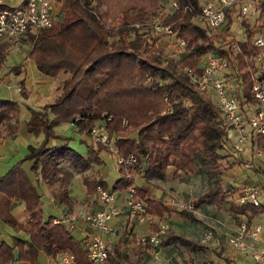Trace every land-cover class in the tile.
I'll return each mask as SVG.
<instances>
[{
  "label": "trees",
  "instance_id": "obj_1",
  "mask_svg": "<svg viewBox=\"0 0 264 264\" xmlns=\"http://www.w3.org/2000/svg\"><path fill=\"white\" fill-rule=\"evenodd\" d=\"M177 4L174 10L164 13L160 12L161 0H62L51 26L27 33L31 42L27 56L40 72L53 77L68 72L60 79L54 100L42 108L30 107L26 121L29 131L45 134L39 146L28 145L27 155L34 160L35 172L40 168L42 179L59 202L69 206L71 167L82 172L87 192L93 191L97 183L106 187L101 178L84 173L93 161L100 160L98 150L105 145L97 141L83 154L71 147L66 137L55 133L53 126L60 119H69L78 131L89 133L101 120L98 124L113 133L120 154L132 151L137 155L132 169L135 175L142 159L146 176H163L168 165L174 166L172 178L179 170L204 172L211 183L198 194L197 203L226 207L228 203L234 222L242 213L250 219L261 212L260 206L250 202L237 203L231 197V188L221 182L222 168L232 165L228 159L223 160L230 155L229 124L213 95L198 89L187 72L188 68L200 71L198 60L207 50L225 54L227 25L217 29L198 23L194 16L200 10L199 0H177ZM157 18L170 23L175 35L184 39L182 48L173 50L176 56L160 46L167 42L153 28ZM259 18L264 23V3ZM149 27L155 32L152 36L145 33ZM252 35L247 27L246 38L238 40L239 50L235 53L248 98L250 74L255 69L253 54L259 49L252 44ZM9 48V42L0 43V63ZM18 111L15 99L0 97V126L5 130L2 135L16 131ZM49 111L53 118H49ZM133 130L137 131L135 137L129 135ZM51 136L62 138L63 144L48 145ZM131 182L135 197L145 201L149 213L158 218L170 213L164 200L150 197L132 178L120 176L110 189H124ZM12 198L24 201V221L11 211ZM177 210L181 216H195L186 208ZM53 217L49 214L43 218L41 194L17 163L1 174L0 218L28 236L12 234L10 241L0 239V264H36L39 249L51 256L69 249L76 264H95L70 227ZM151 225L157 229L156 222ZM131 236L135 238L136 234L132 231ZM164 237L162 244L173 239L191 241L171 231ZM123 239L121 235L113 243L103 264H121L126 255ZM197 242L206 246L200 239ZM216 252L221 254L220 248Z\"/></svg>",
  "mask_w": 264,
  "mask_h": 264
},
{
  "label": "built area",
  "instance_id": "obj_2",
  "mask_svg": "<svg viewBox=\"0 0 264 264\" xmlns=\"http://www.w3.org/2000/svg\"><path fill=\"white\" fill-rule=\"evenodd\" d=\"M12 2H16L12 4ZM60 0H0V43L11 42L26 37L29 31L52 25ZM264 0H199L200 10L194 19L205 26L222 29L227 25L224 41L225 54L211 49L204 52L198 60L200 71L188 68L187 72L196 87L211 93L216 104L229 124L230 155L244 167H250L257 173L264 174V24L257 20L259 31L252 35V44L259 47L253 54L255 69L250 74L248 98L244 94L243 79L237 65L235 53L239 50L236 38V27L230 28L236 19L245 18L248 13H260ZM177 0H169V8L177 7ZM153 28L166 42L177 41L182 48L184 39L177 37L170 23L160 18L153 21ZM246 38V32L240 34ZM221 42H217V45ZM125 121V120H124ZM89 134L96 143L101 142L117 156L121 176L135 178L132 169L137 161V155L130 151L126 155L118 152V147L105 125L94 124ZM135 185L129 183L124 188V201L119 207L115 204L116 191L97 183L94 193L101 207L83 213L82 219L92 227L85 243L87 255L95 264H103L113 248L111 238L103 234L115 233L116 227L112 220L121 212L123 206L129 216L138 220H154L153 215L146 210L143 199L135 197ZM236 200L250 202L261 207V212L250 219L244 213L235 222L227 234V257L212 253L204 259V264H235V258L241 259L238 264H264V220L256 219L264 215V177L258 181H244L236 191ZM181 208L192 209L191 202H181ZM165 216L158 218L157 229L148 237L140 236L138 240L149 239L158 242L159 235L166 230ZM78 219L75 212H63L54 216V221L66 223L73 227ZM200 241L218 245L213 228H206ZM238 254V257L237 255ZM61 264H76L69 249L61 252Z\"/></svg>",
  "mask_w": 264,
  "mask_h": 264
},
{
  "label": "rangeland",
  "instance_id": "obj_3",
  "mask_svg": "<svg viewBox=\"0 0 264 264\" xmlns=\"http://www.w3.org/2000/svg\"><path fill=\"white\" fill-rule=\"evenodd\" d=\"M14 3L16 2H12V4ZM61 3L62 0H60L57 12H60L61 10ZM160 6V12H167V10H170L169 0H161ZM259 14L260 13L250 12L245 18H243V20H235L234 25L230 29L232 31L236 27L237 40L242 39L240 34L247 32V27L251 29L253 35L259 31L256 21L259 20L263 23L262 19L259 18ZM108 22L109 24H112L113 19L109 18ZM153 32L152 28L149 27L145 33L147 36H152L155 34V32ZM9 43L10 48L0 63V94L14 98L19 103L18 123L16 126L18 137L16 143H11L10 141L7 143L6 147H9L10 151L7 152V157H0V173L2 172L1 174H4L10 167L17 163L19 168L26 173L28 179L36 186L38 191L42 192L40 193L43 204L42 210L44 212L43 218H46L50 213L53 214V212H50L51 207L48 205L50 204V199L45 189L41 188L40 183L38 185L35 178V174L40 176V168H37L36 172L38 173H36L32 167L34 160L27 155L29 150L27 142L39 146L45 139L44 132H29L26 126V121L30 115V107H36L33 94L34 90L37 89V83H39L37 80L41 75L34 60L27 56L31 45L30 40L24 37ZM164 44L165 43H160V46L162 45L165 47V50L169 54L173 56L177 55L176 51H173L174 48H178L177 41L174 40L167 42L165 45ZM160 63L164 64V61H161ZM3 75H5V77L2 79ZM67 75V71H62L55 77V81L58 82ZM30 84L32 85L31 89ZM20 85H24L25 88L23 90L18 89V91H15L17 90L16 87ZM57 87L58 86L53 89V95L50 97L49 102L54 100L55 95L58 92ZM48 114L49 118H53L54 115L52 112L49 111ZM100 121L101 120H97L96 122L99 123ZM53 129L55 133L66 137L68 141L78 143L85 150H88V146L91 145L89 140L86 143L79 140L81 137H86V133L78 131L77 126L69 119H60L53 126ZM130 134L131 136H136L137 131L133 130L129 135ZM54 138L55 137L52 136L49 137L47 144L51 145ZM106 148V146H103L99 149L100 160L93 161L89 168L92 169L95 178H100V176L103 177L105 183L111 188L115 183L116 178L121 174V171L117 156ZM227 159L232 162V165L228 168H222L219 177L225 187L231 188L230 194L231 197H233V200H235L236 191L241 183L246 180L257 182L258 177L263 178L264 174L257 173L256 170L253 169L254 167L250 168L242 166L231 155H228L227 158H224L223 160ZM187 175L189 182L187 179L185 180L186 176H183V179H177V181L182 180L183 183L188 182L190 184V190L187 191L188 194L185 196L183 195L180 198L171 197L170 201L176 209L181 208V202H191L193 204L192 209L187 207L184 208L191 210L195 216L192 218L181 216L179 214L166 216V230L159 235V240L156 243H153L149 239L142 241L141 239L138 240V238L140 236L148 237L153 231H155V229L151 227V223L157 222L158 219H154L150 222L147 220H138L137 218L129 216L126 208L123 206L120 214H124L125 219L123 220L121 227L116 230L115 234V238L121 235L124 236L123 251H125L126 255L121 258V264H204V259L208 255L212 253L219 254L216 252L217 248H220L221 254L226 252L227 234L235 223L234 215L230 211L229 204L227 203L226 207V205L216 206L214 204H209V206H206V204L197 203V194L208 188L211 183L210 178L204 172L194 174L189 173ZM69 180L71 196L85 197L87 186L84 184L82 177L79 174H73ZM15 199L21 207H24V201L21 198ZM236 202L241 203L237 200ZM256 219L264 220V215L261 214L259 215V218ZM113 220H115V218ZM209 227L214 229L215 236L218 238L219 243L214 246L211 242H208L206 246H201L197 240L200 239L202 232ZM134 228H136L135 231L133 230ZM132 231L136 234L135 238L131 236ZM169 231L177 232L185 236L187 240L191 239V241L187 242L181 239H171V242L162 244L161 239L165 238V234ZM12 234L22 236L18 233V230H15L0 218V239L10 241ZM37 241H41L40 236L37 237ZM114 242L115 241H113V243ZM48 258L47 254L38 251L36 264H61L60 256L58 254H56L54 258Z\"/></svg>",
  "mask_w": 264,
  "mask_h": 264
},
{
  "label": "crops",
  "instance_id": "obj_4",
  "mask_svg": "<svg viewBox=\"0 0 264 264\" xmlns=\"http://www.w3.org/2000/svg\"><path fill=\"white\" fill-rule=\"evenodd\" d=\"M40 75L41 76L37 80L39 82V83H37V89L34 90V94H33V99H34V102L36 104L35 108H42L46 103H48L50 101L49 99L53 95V89L57 86V83L60 81L59 80L58 82H56L55 77L44 74L42 72H40ZM4 77H5V75L2 76V79ZM8 86L10 87L9 84H8ZM16 88H17V90H15V91H18V89L23 90L25 88V86L20 85ZM31 88H32V85L30 84V89ZM0 97L10 98L7 95H2V94H0ZM12 99H14V98H12ZM4 132H5V130L3 129L2 126H0V157H5V156L7 157V152L10 151L9 147L8 148L6 147L7 143L9 141L11 143H14V142L16 143V140L18 137V131H15L14 133L8 134V135L7 134L2 135L1 133H4ZM29 132H31V131H29ZM130 136H131V134H130ZM131 137H135V135H133ZM22 140H23V138H22ZM79 140L83 141L85 143L89 140L91 142V145L95 146V142L93 141V139L89 133H86V137H81V138H79ZM63 142H64L63 139L55 137L54 140L51 142V145L52 144L61 145V144H63ZM27 144L29 145L30 143L27 142ZM68 144L71 147H73L74 149H76L78 152H81L83 154H85L87 151L83 147H81L78 143H75L73 141H68ZM98 154H99V150H98ZM145 165H146V163L142 159L141 160V166L138 169V171L135 175V178H134L135 183L137 185H140L148 193V195L150 197L160 198V199L164 200L170 206V208H171L170 213L165 214L164 215L165 217L166 216H173V214H179L178 210L171 204L170 199H171V197L180 198L181 196H183V195L185 196L188 194L187 191L190 190V187H189L190 184L188 183L189 178H188L187 174H189L190 172H184L183 170H179L178 175L175 178H172L171 175H172V172L174 170V166L168 165V167L165 171V174L163 176H158L155 174L146 176L143 173V169L145 168ZM71 168H72V175L73 174H79L82 177L81 171H79L78 169H75L74 167H71ZM84 173H86L89 177H94L93 171L91 168H88L87 170H85ZM190 174H194V173H190ZM120 176H121V174L116 178V180ZM183 176H186L185 180L187 179V181H188L187 183H183L182 180L177 181V179H180V178L183 179L182 178ZM136 177H137V181H136ZM35 178L38 182V185L40 183L41 188L45 189V191L47 192V194L49 196L50 204H48V205L51 207L50 212H53V214H52L53 216L60 215L63 212H75L78 215V219H77L75 225L73 227H71L70 229H71V233L77 239L81 240V243L83 244V246H85L87 238H88L89 234L93 231V229L88 224H86V222L82 219L81 215L85 212L94 211V210L101 207V204L99 203L98 199L96 198L94 190L91 192H87L85 197L71 196V194H70V180H69L70 203L68 206L67 204L59 202V200L52 194L51 189H50L51 186L48 185L42 179L41 175L39 176V175L35 174ZM100 178L102 180H104L103 177L100 176ZM116 180H115V182H116ZM106 187H108L107 184H106ZM108 188H110V187H108ZM114 191L117 192L116 193V199L114 200V202L116 205H118L120 207L124 201V189H116ZM197 196H198V194H197ZM202 204H206V206H209V204H211V203H202ZM11 210L19 220L24 221L26 219L27 216L24 213V207H21L15 198H13L11 200ZM120 213L117 214V216L115 217V220H112V223L116 227V230L121 227L123 220L125 219V215L120 214ZM153 218L158 219V216L153 215ZM257 218H259V215L257 216ZM151 227L153 228L154 226L151 225ZM135 229L136 228H134L133 230L135 231ZM116 230H115V233H113V234H103V235L106 237L112 238L113 241H116L119 238V237L115 238ZM18 233L21 234L23 237L28 236V234L25 231H23L22 229L18 230ZM173 233L179 234L177 232H173ZM179 235H181V234H179ZM181 236H183V235H181ZM183 237H185V236H183ZM38 251L41 253H45L44 250H42V249H39ZM57 254L59 256L61 255V253H57ZM220 255L227 257V250H226V252H224ZM236 255L238 257V254H236ZM47 256L49 257L48 259L55 257V256H51L49 254H47ZM240 261H241V259L235 258V264H238ZM13 264H16V262H14Z\"/></svg>",
  "mask_w": 264,
  "mask_h": 264
}]
</instances>
